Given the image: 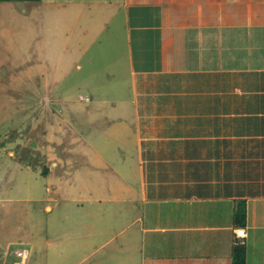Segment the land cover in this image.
Returning <instances> with one entry per match:
<instances>
[{
  "label": "crops",
  "instance_id": "obj_1",
  "mask_svg": "<svg viewBox=\"0 0 264 264\" xmlns=\"http://www.w3.org/2000/svg\"><path fill=\"white\" fill-rule=\"evenodd\" d=\"M46 5L48 29L56 9L74 15L67 20L71 37L94 40L108 28L126 54L127 95L114 98L126 109L118 118L121 141L111 142L108 153L117 176L108 175L104 195L95 191L84 198L96 204L88 209L94 225H78V235L87 237L77 246L94 249L72 264L88 256H94L88 264H101L95 259L100 247L112 244L118 250L117 240L126 251L124 264H231V249L240 239L245 264H264V0H48ZM21 134L1 151L20 171L29 158L41 168L43 157L35 152L45 145L34 142L22 159L28 142ZM26 200L0 195V264L17 260L15 252L22 249L27 264L30 248L22 244H30L35 259L45 264H70L73 240L67 233L75 230L55 236L63 250L49 251L60 259L48 261V251L39 248L52 239ZM43 207L53 210L49 203ZM235 213L243 214L241 225L235 224Z\"/></svg>",
  "mask_w": 264,
  "mask_h": 264
},
{
  "label": "rangeland",
  "instance_id": "obj_2",
  "mask_svg": "<svg viewBox=\"0 0 264 264\" xmlns=\"http://www.w3.org/2000/svg\"><path fill=\"white\" fill-rule=\"evenodd\" d=\"M47 1H0V179L4 176L0 195L30 198L26 200L27 209L47 227L46 235L52 239V245L39 248L48 251V261L60 259L55 254L50 256L49 251L63 250L55 236L74 229L76 233H67L73 240L69 243L72 264L94 249V245L77 246L87 237L78 235V225H94L90 224L89 212L96 204L84 198L95 191L104 195L108 175L117 176L108 153L111 142L121 141L118 118L126 109L114 98L127 95L126 54L120 40L117 43L109 38L108 28L94 40L71 37L67 20L74 15L63 16L56 9L52 11V29H48ZM122 120L131 125L130 119ZM19 131L23 141L28 142V149H22V159L30 154L32 143L45 145V150L35 152L36 157H43L41 168L38 162L30 163L29 158L27 163L21 162L20 171L15 159L1 151L17 138ZM116 154L123 158L124 152ZM50 160L57 165L50 166ZM46 203L53 205L50 213L44 211ZM101 216L104 223L107 213L103 211ZM95 229L90 232L97 241L100 236ZM117 243L120 240L115 242L118 250L112 244L100 247L95 259L101 264H124L126 251ZM11 246L30 248L27 264H45L39 257L35 259L30 244ZM86 259L81 264H88L94 256Z\"/></svg>",
  "mask_w": 264,
  "mask_h": 264
},
{
  "label": "trees",
  "instance_id": "obj_3",
  "mask_svg": "<svg viewBox=\"0 0 264 264\" xmlns=\"http://www.w3.org/2000/svg\"><path fill=\"white\" fill-rule=\"evenodd\" d=\"M0 1H26V0H0ZM235 224L241 225L243 222V214L235 213ZM245 247L243 245V241L238 240L235 241V245H233L231 249V264H245Z\"/></svg>",
  "mask_w": 264,
  "mask_h": 264
},
{
  "label": "built area",
  "instance_id": "obj_4",
  "mask_svg": "<svg viewBox=\"0 0 264 264\" xmlns=\"http://www.w3.org/2000/svg\"><path fill=\"white\" fill-rule=\"evenodd\" d=\"M235 233L237 236H243V230L242 229H237ZM15 254L19 258L17 260H14L11 264H25L24 250L22 249L20 251H16Z\"/></svg>",
  "mask_w": 264,
  "mask_h": 264
},
{
  "label": "water",
  "instance_id": "obj_5",
  "mask_svg": "<svg viewBox=\"0 0 264 264\" xmlns=\"http://www.w3.org/2000/svg\"><path fill=\"white\" fill-rule=\"evenodd\" d=\"M32 145H33V143H32Z\"/></svg>",
  "mask_w": 264,
  "mask_h": 264
}]
</instances>
